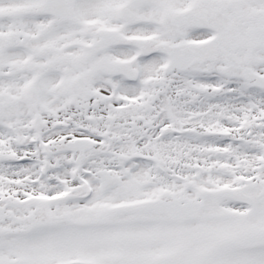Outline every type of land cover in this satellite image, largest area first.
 Listing matches in <instances>:
<instances>
[{"label": "snow or ice", "instance_id": "snow-or-ice-1", "mask_svg": "<svg viewBox=\"0 0 264 264\" xmlns=\"http://www.w3.org/2000/svg\"><path fill=\"white\" fill-rule=\"evenodd\" d=\"M0 264H264V0H0Z\"/></svg>", "mask_w": 264, "mask_h": 264}]
</instances>
